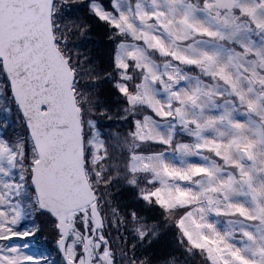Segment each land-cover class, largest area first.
I'll use <instances>...</instances> for the list:
<instances>
[{"label":"snow or ice","instance_id":"1","mask_svg":"<svg viewBox=\"0 0 264 264\" xmlns=\"http://www.w3.org/2000/svg\"><path fill=\"white\" fill-rule=\"evenodd\" d=\"M0 264H264V0H0Z\"/></svg>","mask_w":264,"mask_h":264}]
</instances>
